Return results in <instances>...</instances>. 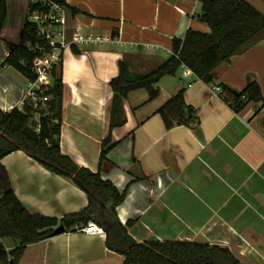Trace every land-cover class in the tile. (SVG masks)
Returning <instances> with one entry per match:
<instances>
[{"label":"crops","instance_id":"obj_1","mask_svg":"<svg viewBox=\"0 0 264 264\" xmlns=\"http://www.w3.org/2000/svg\"><path fill=\"white\" fill-rule=\"evenodd\" d=\"M255 1L264 12L261 0ZM67 2L81 10L73 14L64 8L66 23L56 26L68 41L81 34L114 41L71 43L63 50L62 151L121 191L127 189L117 211L124 224L130 221L134 240L219 244L245 264H264V103L250 101L236 111L213 89L226 83L242 90L256 79L264 95V31L231 62L216 66L211 82L184 66L160 79L157 97L150 98L145 87L133 89L112 112L111 80L120 62H126L130 78L147 74L173 53L175 37H184L189 28L209 32L198 18L202 2ZM8 7L10 13V0ZM26 11L11 33L6 22L0 37V108L5 111L21 107L27 87L21 72L3 65L10 51L5 40H19ZM184 85L198 122L168 127L159 108ZM1 163L31 213L62 219L89 202L74 180L22 149L6 154ZM124 259L109 248L106 236L78 228L29 244L18 264H124Z\"/></svg>","mask_w":264,"mask_h":264},{"label":"trees","instance_id":"obj_2","mask_svg":"<svg viewBox=\"0 0 264 264\" xmlns=\"http://www.w3.org/2000/svg\"><path fill=\"white\" fill-rule=\"evenodd\" d=\"M72 11L78 7L67 0H52ZM202 11L198 18L206 22L209 32L189 28L184 37H175L173 53L157 68L147 74L130 78L126 62H120L119 74L111 80L114 90L112 112L122 107L128 93L137 88L149 90L150 98L157 97L161 90L158 82L165 75H176L184 66L189 67L206 82L213 80L212 70L222 62H231L232 56L244 51L258 40L264 31V12L248 0H201ZM50 5L44 0L30 2L22 24L20 38L16 43L5 40L10 51L3 61L27 79H35L34 59L52 49L48 39L40 34L39 24L30 17L34 11L48 12ZM9 14L8 0H0V37ZM53 84L47 91L49 99L38 108L27 101L23 108L10 111L0 108V183L4 197L0 200V234L12 239L16 245L10 251V264H18L25 248L34 242L53 235L54 229L63 224L64 231L78 229L94 221L106 231L109 248L122 253L124 264H245L227 246L197 241H143L134 240L129 234L130 221L123 223L117 207L125 200L127 189L121 191L111 180L104 179L99 171L79 165L61 148V123L64 83L62 62L52 69ZM224 98L236 110H241L250 101L264 103L260 83L250 80L248 85L237 90L222 83ZM186 86H182L159 108L168 127L175 124L198 122L196 109L185 100ZM38 113L39 117H35ZM115 123L112 122V127ZM110 137L106 138V141ZM107 145L101 158L115 146ZM22 149L41 162L46 168L70 177L88 194L89 202L81 209L62 219L31 213L16 196L10 186L7 171L1 159L8 153ZM5 249H0V264L7 258Z\"/></svg>","mask_w":264,"mask_h":264},{"label":"built area","instance_id":"obj_3","mask_svg":"<svg viewBox=\"0 0 264 264\" xmlns=\"http://www.w3.org/2000/svg\"><path fill=\"white\" fill-rule=\"evenodd\" d=\"M30 2H36L38 0H29ZM50 5L51 9L48 12L34 11L31 14V19L39 24L40 34L48 39L52 46L50 51H47L42 56H38L34 59L33 70L37 74L35 79H27V87L24 95V101L20 108H23L25 103L29 101L33 107L38 108L44 105L49 99L47 91L53 84L52 69L54 65H58L62 62L63 50L71 43H94L99 44L102 42H113L110 38H105L102 35L95 34H81L77 35L73 41H68L64 29L56 28V26H62L66 23L65 7L54 3L52 0H44ZM192 71L189 67H187ZM213 89L216 93H222L223 88L218 85H214ZM4 197V188L0 183V200ZM79 229L85 230L90 233H98L101 236H106V231L102 226L94 221H89L86 225H81ZM7 238L0 234V249H5L8 253L7 258L2 264H10L13 259V255L10 251L14 246H9L6 241Z\"/></svg>","mask_w":264,"mask_h":264},{"label":"rangeland","instance_id":"obj_4","mask_svg":"<svg viewBox=\"0 0 264 264\" xmlns=\"http://www.w3.org/2000/svg\"><path fill=\"white\" fill-rule=\"evenodd\" d=\"M249 1H251V3H253L258 8V3L255 0ZM260 2H262L264 5V0H261ZM28 3L29 0H10V13L7 21V29L9 30V33L14 30V25L18 22V20L24 16L25 7L27 8ZM21 4H23L22 7ZM35 117H39L38 113H35ZM6 241L9 246L16 244L15 241L9 238H7Z\"/></svg>","mask_w":264,"mask_h":264},{"label":"water","instance_id":"obj_5","mask_svg":"<svg viewBox=\"0 0 264 264\" xmlns=\"http://www.w3.org/2000/svg\"><path fill=\"white\" fill-rule=\"evenodd\" d=\"M64 230H65L64 225H63V224H60V225H58V226L54 229V231H53V235H54V234L61 233V232H63Z\"/></svg>","mask_w":264,"mask_h":264}]
</instances>
